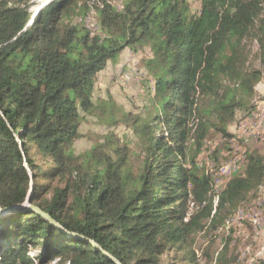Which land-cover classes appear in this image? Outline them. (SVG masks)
Returning <instances> with one entry per match:
<instances>
[{
	"label": "trees",
	"instance_id": "1",
	"mask_svg": "<svg viewBox=\"0 0 264 264\" xmlns=\"http://www.w3.org/2000/svg\"><path fill=\"white\" fill-rule=\"evenodd\" d=\"M47 1L0 0V208L31 193L30 204L73 235L22 210L0 221V264H200L192 237L205 221L214 226L264 189L256 150L219 194L196 161L208 138L233 139L238 114L256 110L264 0H201L199 13L191 0H123L122 9ZM255 43L263 69L250 65ZM127 49L151 51L140 116L112 96L95 101L96 76ZM86 116L125 125L136 142L110 131L77 154Z\"/></svg>",
	"mask_w": 264,
	"mask_h": 264
},
{
	"label": "rangeland",
	"instance_id": "2",
	"mask_svg": "<svg viewBox=\"0 0 264 264\" xmlns=\"http://www.w3.org/2000/svg\"><path fill=\"white\" fill-rule=\"evenodd\" d=\"M35 1L34 8L37 5ZM112 4L117 9H122L123 0H113ZM191 6L195 13H199L201 0H191ZM92 17V23L88 25L92 31H96V26L93 25L96 16L93 14ZM251 49L250 65L263 69L258 44L252 45ZM150 57L149 49L137 53L127 49L122 53L119 63L109 62L107 68L95 78V101L112 96L124 112L131 113L132 116L143 115L149 100V80L144 61ZM256 91V110L246 118L239 113L238 120L229 128L233 139L226 141L221 135L213 134L204 142L198 154L197 164L203 172L212 175L215 194H219L233 177L244 173L247 151L256 150L264 155V79L258 84ZM110 131L121 139L136 142L133 132L125 125L111 128L86 116L80 132L89 138L81 139L75 144L77 154L95 144V140H92L94 136L105 135ZM188 147L191 152L195 150L193 140H190ZM189 207L191 215L200 210H197L193 199ZM222 214L224 216L227 212ZM211 223L212 219L205 221V229L192 237L200 264H264V189L256 199L241 206L231 216H225L223 221L217 220L214 226ZM34 251L30 249L31 254H35Z\"/></svg>",
	"mask_w": 264,
	"mask_h": 264
},
{
	"label": "water",
	"instance_id": "3",
	"mask_svg": "<svg viewBox=\"0 0 264 264\" xmlns=\"http://www.w3.org/2000/svg\"><path fill=\"white\" fill-rule=\"evenodd\" d=\"M49 4V3H48ZM47 4V5H48ZM46 6V5H44ZM40 7L35 13H34V16L33 18H36L39 14V12L41 11V9L44 7ZM23 146L21 145V148ZM30 200H31V193L28 197V200L25 202V204H23L22 206H14V207H11V208H0V221L5 219L6 217H9V216H12V215H15L19 212H21L22 210H29V211H33L35 213H37L38 215L42 216L46 221H49L56 229L58 230H61L63 232H65L67 235H73L69 232H66L55 220H53L48 214L44 213L40 208L38 207H35L33 205L30 204ZM81 240H84L83 238H80L78 236H75ZM86 241V240H84ZM88 243H90L91 245H94L95 244L93 242H90V241H86ZM113 261L115 262V264H122L119 260L117 259H113Z\"/></svg>",
	"mask_w": 264,
	"mask_h": 264
},
{
	"label": "bare ground",
	"instance_id": "4",
	"mask_svg": "<svg viewBox=\"0 0 264 264\" xmlns=\"http://www.w3.org/2000/svg\"><path fill=\"white\" fill-rule=\"evenodd\" d=\"M50 1H52V0H48L47 3L50 2ZM47 3H46V4H47ZM41 7H42V6H41ZM190 214H192L191 211H190ZM38 255H39V254H38ZM38 255H37V256H38ZM35 262H36L35 264H39L38 261H35Z\"/></svg>",
	"mask_w": 264,
	"mask_h": 264
},
{
	"label": "built area",
	"instance_id": "5",
	"mask_svg": "<svg viewBox=\"0 0 264 264\" xmlns=\"http://www.w3.org/2000/svg\"><path fill=\"white\" fill-rule=\"evenodd\" d=\"M88 23H89V25H90L92 22L88 21ZM93 25L95 26V24H93Z\"/></svg>",
	"mask_w": 264,
	"mask_h": 264
},
{
	"label": "crops",
	"instance_id": "6",
	"mask_svg": "<svg viewBox=\"0 0 264 264\" xmlns=\"http://www.w3.org/2000/svg\"><path fill=\"white\" fill-rule=\"evenodd\" d=\"M120 62V61H119Z\"/></svg>",
	"mask_w": 264,
	"mask_h": 264
}]
</instances>
